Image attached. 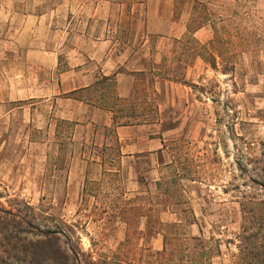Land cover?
<instances>
[{
	"label": "rangeland",
	"instance_id": "obj_1",
	"mask_svg": "<svg viewBox=\"0 0 264 264\" xmlns=\"http://www.w3.org/2000/svg\"><path fill=\"white\" fill-rule=\"evenodd\" d=\"M88 1L22 0L17 8L54 10L55 26L78 30L88 18L105 20L91 14ZM190 8L191 32L208 30L181 39L152 36L175 52L160 72L155 99L148 101L146 81L136 88L143 114L128 110L131 121L152 124L145 133L166 140L160 155L123 159L115 133L101 148L96 133L77 130L73 121L49 129L51 101H7L8 71L31 69L19 63L22 51L0 44V215L20 221L22 236L39 241L30 248L36 254L20 252L17 259L2 231L0 264H241L242 250L251 253V264L256 254L264 259V217L252 211L253 202L264 200V0L177 1L178 15ZM144 19L139 11L135 27ZM173 93H188L189 108L173 106ZM8 108L15 109L8 114ZM99 154L102 163L92 160ZM244 194L251 196V241L241 237ZM165 235L177 240L163 263ZM53 247L60 261L50 258Z\"/></svg>",
	"mask_w": 264,
	"mask_h": 264
},
{
	"label": "crops",
	"instance_id": "obj_2",
	"mask_svg": "<svg viewBox=\"0 0 264 264\" xmlns=\"http://www.w3.org/2000/svg\"><path fill=\"white\" fill-rule=\"evenodd\" d=\"M21 1L0 2V44L4 43L8 50L22 51L24 59L19 63L31 69L30 73L18 75L8 71L7 101H51L48 118L55 120V124H50L49 129L59 130L61 122L73 121L77 130L82 128L94 136L96 133L94 144L101 148L107 146L106 135L115 133L123 159L140 157L143 153L149 156L163 153L166 140L160 132L144 131L152 124L141 121L122 124L115 123L114 119L128 110L143 114L137 110L144 106L136 102L138 98L134 95L138 85L146 81L148 101L161 91L160 72L170 66L175 46L155 43L152 36L181 39L193 34L199 37L209 25H201L191 32L192 8L178 15V0H132V5L129 0H100L92 6L89 0L91 14L96 17L103 13L105 20L88 18L85 26L76 30L66 25L55 26L54 10L38 14L19 10ZM139 11L145 19L138 28L134 19ZM122 16H126L125 20ZM72 36L74 40L70 42ZM132 97L135 100L127 104ZM173 101V106L179 103V108L180 105L183 109L189 108L188 93L185 98L173 93ZM14 109L8 108V114ZM29 109L31 114L33 108ZM177 129L174 127L168 132ZM100 133L102 137L98 139ZM92 160L102 163L105 155L99 154Z\"/></svg>",
	"mask_w": 264,
	"mask_h": 264
},
{
	"label": "trees",
	"instance_id": "obj_3",
	"mask_svg": "<svg viewBox=\"0 0 264 264\" xmlns=\"http://www.w3.org/2000/svg\"><path fill=\"white\" fill-rule=\"evenodd\" d=\"M133 117V114H130L129 111H126L125 114H121L120 118L119 117H115L114 121L115 123H122V124H127V123H132V122H140V121H131L130 118ZM119 118V119H118ZM122 118H127L126 120H120ZM165 179V185H164V193L165 194H169V188H168V175H165V177L163 178V180ZM160 187V186H159ZM162 190V189H161ZM242 198L244 199L243 202V209L246 213V219H245V226H243V231L241 234V237H245L247 239H251V196H247V194H244L242 196ZM253 209L252 211L255 210L256 213H259V218L264 217V200L262 201H255L253 202ZM27 208L31 209V206L27 205ZM8 221V222H6ZM10 221V222H9ZM246 222L248 224H250V226H248L246 224ZM13 227V230L9 231V228ZM22 228L24 231H27L25 229V227H23L22 223L20 221H16L15 218H13L12 220H7L6 217H3L0 215V238H2L1 236V232L5 231L6 232V236L5 239L7 240V242L9 243V245L12 247L13 251H15V254L13 255L14 257L18 258V253L22 252L24 253V256H28V252H30L32 255L36 254L34 251H30V248H33V246L36 245V242L38 243L39 241H34L32 239H28L27 237L22 236ZM249 234L248 236H245ZM263 238V236H262ZM56 237H53L51 239L52 242H54V245L57 244L56 241ZM177 240L175 237L173 236H167L165 235V248H164V252H162L160 255L162 257V262H166L167 260H169L168 257V252H172V245L174 243V241ZM190 241L194 242L193 244H195L196 242L200 241V238L198 237H192L190 238ZM251 241V240H250ZM176 242V241H175ZM167 244L169 245V247H167ZM251 245V244H250ZM167 247V248H166ZM257 247H255L256 249ZM258 248H262V246L258 247ZM248 249L247 247L244 248V250ZM260 255L263 254H256L255 256V263L256 264H264V259H260ZM49 256L53 261H60L63 257V255L60 253L58 248L53 247L50 252H49ZM251 253H244V251H241V256H240V261L241 264H251ZM65 257V255H64Z\"/></svg>",
	"mask_w": 264,
	"mask_h": 264
}]
</instances>
